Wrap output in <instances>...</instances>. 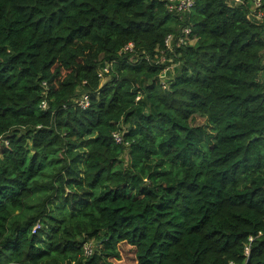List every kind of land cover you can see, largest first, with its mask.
<instances>
[{
	"label": "clouds",
	"instance_id": "9594fccd",
	"mask_svg": "<svg viewBox=\"0 0 264 264\" xmlns=\"http://www.w3.org/2000/svg\"><path fill=\"white\" fill-rule=\"evenodd\" d=\"M261 242L264 0H0V264Z\"/></svg>",
	"mask_w": 264,
	"mask_h": 264
},
{
	"label": "trees",
	"instance_id": "16d2710c",
	"mask_svg": "<svg viewBox=\"0 0 264 264\" xmlns=\"http://www.w3.org/2000/svg\"><path fill=\"white\" fill-rule=\"evenodd\" d=\"M21 6H23V5H21ZM161 214L163 215V214H165V212H161ZM261 243H264V242H261Z\"/></svg>",
	"mask_w": 264,
	"mask_h": 264
}]
</instances>
